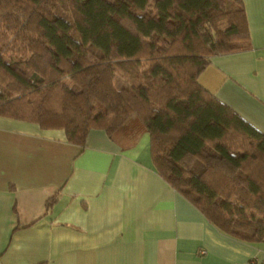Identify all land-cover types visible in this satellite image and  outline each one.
<instances>
[{
	"label": "trees",
	"instance_id": "trees-1",
	"mask_svg": "<svg viewBox=\"0 0 264 264\" xmlns=\"http://www.w3.org/2000/svg\"><path fill=\"white\" fill-rule=\"evenodd\" d=\"M250 47L243 0H0V116L81 149L91 129L127 146L147 133L173 189L262 242L264 133L198 82L211 56Z\"/></svg>",
	"mask_w": 264,
	"mask_h": 264
},
{
	"label": "crops",
	"instance_id": "crops-1",
	"mask_svg": "<svg viewBox=\"0 0 264 264\" xmlns=\"http://www.w3.org/2000/svg\"><path fill=\"white\" fill-rule=\"evenodd\" d=\"M243 3L251 47L198 82L264 133V0ZM127 145L0 116V264H264V241L220 232L156 172L147 133Z\"/></svg>",
	"mask_w": 264,
	"mask_h": 264
},
{
	"label": "rangeland",
	"instance_id": "rangeland-1",
	"mask_svg": "<svg viewBox=\"0 0 264 264\" xmlns=\"http://www.w3.org/2000/svg\"><path fill=\"white\" fill-rule=\"evenodd\" d=\"M117 83L121 84L122 80L120 78L117 79Z\"/></svg>",
	"mask_w": 264,
	"mask_h": 264
}]
</instances>
